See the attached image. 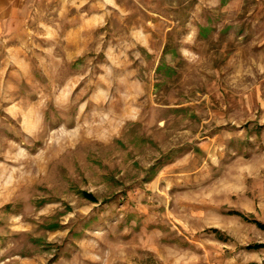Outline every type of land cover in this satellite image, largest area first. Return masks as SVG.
Returning a JSON list of instances; mask_svg holds the SVG:
<instances>
[{"label": "rangeland", "instance_id": "rangeland-1", "mask_svg": "<svg viewBox=\"0 0 264 264\" xmlns=\"http://www.w3.org/2000/svg\"><path fill=\"white\" fill-rule=\"evenodd\" d=\"M253 244L264 0H27L1 22L0 264H264Z\"/></svg>", "mask_w": 264, "mask_h": 264}, {"label": "crops", "instance_id": "crops-1", "mask_svg": "<svg viewBox=\"0 0 264 264\" xmlns=\"http://www.w3.org/2000/svg\"><path fill=\"white\" fill-rule=\"evenodd\" d=\"M27 0H0V26L3 20L17 16L19 6Z\"/></svg>", "mask_w": 264, "mask_h": 264}, {"label": "trees", "instance_id": "trees-1", "mask_svg": "<svg viewBox=\"0 0 264 264\" xmlns=\"http://www.w3.org/2000/svg\"><path fill=\"white\" fill-rule=\"evenodd\" d=\"M84 195L87 197V198H89V199H91V200H96V198L92 195V194H90V193H87V192H84ZM238 213V212H237ZM240 214V213H239ZM259 225H262L261 223H259ZM264 244H253V245H249L250 247H255V248H257V247H262Z\"/></svg>", "mask_w": 264, "mask_h": 264}]
</instances>
